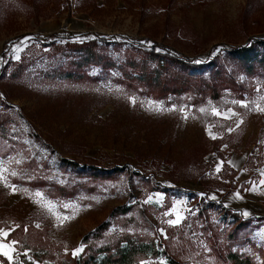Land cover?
<instances>
[{
  "label": "rangeland",
  "instance_id": "374dc122",
  "mask_svg": "<svg viewBox=\"0 0 264 264\" xmlns=\"http://www.w3.org/2000/svg\"><path fill=\"white\" fill-rule=\"evenodd\" d=\"M100 37L124 45L103 46ZM252 37H264V0H0V115L11 121L6 139L0 134V229L19 228L0 241L16 242L12 260L31 257L30 249L39 246L47 256L37 264L82 258L83 237L110 220L102 236L88 243L98 247L129 232L162 241L185 264H229L218 253L235 231L245 241L233 251L260 263L264 111L257 107L264 108V77L248 75L225 54ZM92 39L119 63L141 55L126 49L128 41L197 61L217 57L243 96L220 82L218 98L196 100L194 86L203 83L198 77L188 89L162 97L143 83L128 85L117 70L104 73L94 65L83 78L55 76L69 66L72 45ZM162 71L172 78L184 73L174 65ZM66 158L118 171L78 176L63 167ZM37 177L84 184L75 197L58 199L32 184ZM209 203L220 207L198 217ZM121 205L132 209L110 218ZM176 214L184 219L170 225ZM210 234L218 250L211 248ZM159 260L167 262L165 255ZM148 261L157 259L140 264Z\"/></svg>",
  "mask_w": 264,
  "mask_h": 264
},
{
  "label": "trees",
  "instance_id": "16d2710c",
  "mask_svg": "<svg viewBox=\"0 0 264 264\" xmlns=\"http://www.w3.org/2000/svg\"><path fill=\"white\" fill-rule=\"evenodd\" d=\"M107 46L113 44L116 48H122L123 42L112 41L111 37H100ZM131 45L126 48L128 50L141 51L140 57L126 56V58L120 63L115 60L110 54H106L101 48L102 45L98 43L95 39L86 42H78L72 45L71 61L69 66L63 68V70L57 71L55 76L61 78L78 79L87 76L86 67L88 66H98L102 72L108 73L110 70L114 69L124 76L127 84L133 82L143 83L145 86L152 88V90L157 91V93L166 97L169 94H178L189 87H191L194 82H196L198 77L201 82L195 85L193 89L194 95H196V100H204L206 96L212 99L218 98L219 89L221 88V83L229 84V86L234 90L235 96L242 98L243 90L238 87L234 77L232 75L224 76L223 69H220L218 64V58H208L204 61L193 60L187 57H181L170 50H159L156 51V46L152 48H139L133 42L128 41ZM227 57L235 60L241 68H244L246 73L252 77L263 76L264 77V37L250 38V40L238 47H229L225 50ZM153 61H158V64H153ZM168 65H174L178 70L184 72L177 78H172L170 75H164L162 71L163 68ZM167 68H165L166 71ZM201 72H196L197 70ZM208 72L210 77L209 82L213 84L210 92L207 91L208 85H206L204 75ZM95 79L99 80L98 76H94ZM227 77V78H226ZM178 80V81H177ZM174 82V83H172ZM233 84V85H231ZM236 85V87H234ZM159 88V89H157ZM198 102V101H197ZM3 116L0 115V134L3 136L6 131V126L11 123L10 119L6 117L2 119ZM36 137H39L38 135ZM61 164L63 167L75 173L78 176L87 175L90 178L96 179L97 177H110L112 173L117 172V169L111 171L94 167L93 165L84 164L80 165L77 162L70 160L69 158L61 159ZM39 188L45 189L47 195L51 197H56L58 199L71 198L77 195L78 189L83 186L84 183H72L66 182L65 184H60L55 181L47 182L37 177L32 183ZM220 207L219 204L209 203L208 206L203 207V209L198 214V217L204 218L206 212L209 210H215V208ZM223 207V206H222ZM132 209L130 206H116L113 208L110 218L119 216L121 214H127ZM228 211V209L225 208ZM263 220V219H262ZM249 223L243 221L239 228L246 226ZM111 226L110 220L104 221L98 228L83 237L86 243L85 254L81 257H72L71 255L63 257H54L57 264H140L142 260L149 257H154L157 261L154 262H144V264H185L180 261L177 257L179 253L175 256L167 251L166 247L162 246V241H157L154 238L149 240L142 239L141 237L134 236L132 234L125 233L118 235L111 242H105L104 244L97 247L95 243H88L89 241L98 239L102 236L104 230ZM19 231V228L13 230L9 238L14 236L15 233ZM237 233V231H236ZM239 235L230 233L226 240L224 241L222 250H219L221 260L227 261L229 264H264V249L260 250L262 254L261 262L258 263L251 256H241L238 252L233 251L232 247L236 242H244L245 240H239ZM209 242L212 249H217L218 243L214 235L210 234ZM239 240V241H238ZM215 247V248H214ZM29 248V247H26ZM26 248H23L26 249ZM37 250V249H36ZM30 249L31 254L23 255L20 259H14L12 261L8 260L7 257L0 256L2 264H37V262H44V257H46V252H43V246H39L38 250L42 252L38 254V250ZM218 250V249H217ZM225 250V254L224 251ZM165 255L167 262H161L159 256ZM53 258V259H54Z\"/></svg>",
  "mask_w": 264,
  "mask_h": 264
},
{
  "label": "snow or ice",
  "instance_id": "6c2138e0",
  "mask_svg": "<svg viewBox=\"0 0 264 264\" xmlns=\"http://www.w3.org/2000/svg\"><path fill=\"white\" fill-rule=\"evenodd\" d=\"M19 57H17L18 59ZM197 63H199V61H197ZM134 102V101H133ZM241 106L243 107H247L246 104H241ZM257 110L259 111H264V108H261V107H257ZM201 111H204L203 109H201ZM213 114H216V115H220V113L216 110V109H213ZM236 115L234 112L231 113V116H234ZM231 116H226L225 118H231ZM219 167V166H218ZM16 173H12V175H15ZM0 179H3V176L0 175ZM262 184H264V181H261ZM13 190H15L14 186H13ZM37 196H40L41 194L40 193H36ZM152 197L150 196L148 198L147 201H145L146 203L148 202H151L152 201ZM246 214V213H245ZM181 219H184L183 217H181L179 214H176V219L175 220H169L167 221L170 225H176L180 222ZM10 235V230L9 231H5L3 229H0V238H2L3 241H6L8 240V237ZM15 244L16 242L15 241H8V243H4L2 241H0V256H4V257H7L8 260H12L13 259V256L10 255V252H14L15 251ZM82 247L81 248H77L73 251V255H78L81 251H82ZM25 255H27V253H25Z\"/></svg>",
  "mask_w": 264,
  "mask_h": 264
}]
</instances>
